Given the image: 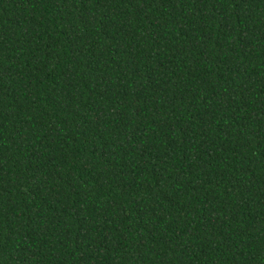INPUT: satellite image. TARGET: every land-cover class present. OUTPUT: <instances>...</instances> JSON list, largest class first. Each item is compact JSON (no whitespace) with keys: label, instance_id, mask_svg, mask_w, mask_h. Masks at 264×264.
Here are the masks:
<instances>
[{"label":"trees","instance_id":"obj_1","mask_svg":"<svg viewBox=\"0 0 264 264\" xmlns=\"http://www.w3.org/2000/svg\"><path fill=\"white\" fill-rule=\"evenodd\" d=\"M0 264H264V0H0Z\"/></svg>","mask_w":264,"mask_h":264}]
</instances>
